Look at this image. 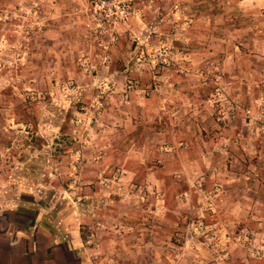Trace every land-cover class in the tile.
I'll return each mask as SVG.
<instances>
[{
	"label": "crops",
	"instance_id": "0c3cea01",
	"mask_svg": "<svg viewBox=\"0 0 264 264\" xmlns=\"http://www.w3.org/2000/svg\"><path fill=\"white\" fill-rule=\"evenodd\" d=\"M75 1L0 0L2 43L6 38L8 42L15 41L11 33L14 18L19 17L22 9L31 11L35 44L33 59L37 62L35 74H69L72 67L66 64L72 60L71 55L77 45L76 25L80 21V17L72 13ZM167 7L170 12L174 5ZM179 9L178 23L170 17L161 23L137 18L131 26L140 44L164 29H176L178 34L168 37V41H174L185 49L179 58L183 59V65L193 68L195 76L175 81L161 78L157 86L159 95L147 98L139 94L129 106H125L123 113L115 111V119L125 127L115 138V147L119 151L115 157L123 175L117 185L104 184L107 187L118 186L122 190L116 191L120 199L114 204V216L121 221H130L136 215L134 212L139 209L140 200L130 193L132 182H155L159 189L166 191V195L153 201V205L159 209L152 212L164 225L162 223V226L152 228L150 236L153 239H149L150 244L141 251L146 253V264H181L182 260L175 262L170 259L172 249L168 238L172 227L180 231L185 229L187 237L191 240L194 238L190 221L187 223L190 217L185 213L190 201L180 199L181 190L186 188V191H193L198 185L197 177L206 167H213L218 172L215 168L218 158L225 162L234 156L241 168L235 169L227 180L224 178L227 187V194L222 198L225 211L215 210L211 218L215 220L213 223L218 222L221 226L217 229L220 237L214 243L216 250H211L215 255L208 262L200 256L201 259L196 258L191 264H264V87L257 81L258 66H263V62L259 61V55L250 54L251 51L256 54L264 51V23L250 27V23L244 19L250 18V14L246 13L251 11L250 0L225 6H221L218 0H194L193 3L185 0ZM188 16L192 18L191 24L186 23ZM123 49L116 53L111 64L99 71L98 75L106 82L115 81L117 76L140 73L132 63L137 59V48ZM126 57L130 65L125 63L126 68L114 70L115 61ZM219 58L224 62L220 83H202L196 76V69L205 62L214 64ZM59 60L66 64L58 66ZM213 91L220 92L219 98L213 97ZM219 101L222 106L220 110L216 108ZM160 125L163 132L158 133ZM165 143L169 145V151L162 153L161 146ZM249 152L257 153L256 167L249 165ZM157 159L164 161L163 167L168 170L170 167L181 170L184 181L181 184L171 183L165 169L154 170V167H159L155 164ZM251 169L256 172V177ZM15 177H4L0 182V264H96L90 254L99 250L88 247L84 241L76 219L80 210H73L72 205L62 197V202L72 212H45L48 207L45 196H36L32 191L37 183L29 178ZM237 177H241L242 181H238ZM109 194L112 193L104 189L93 198L103 196L106 198L104 202H108ZM176 194L179 195L176 197ZM252 211L257 214H252ZM189 212H195L194 216L200 220L198 223L205 220L203 217L206 215L201 210ZM80 214L84 212L81 210ZM235 219L245 225L241 231H247L250 237H261L253 248L242 244L243 250L238 255L240 260L223 253L229 234L225 225L230 226ZM207 220L209 217H206ZM219 225L215 224V227ZM119 228L122 229V225ZM138 230L135 228V231ZM120 231L124 230L117 232ZM194 233L198 234L197 229ZM131 234L126 238L116 234L109 236L115 240L110 244V249L124 264L143 258L142 255L132 258L137 248L133 241L128 240L136 235ZM156 235H160L163 242L157 252L165 253L160 260L155 259L157 254L149 249L156 243ZM207 248L205 250L209 251ZM252 251H257L259 256H253Z\"/></svg>",
	"mask_w": 264,
	"mask_h": 264
},
{
	"label": "rangeland",
	"instance_id": "374dc122",
	"mask_svg": "<svg viewBox=\"0 0 264 264\" xmlns=\"http://www.w3.org/2000/svg\"><path fill=\"white\" fill-rule=\"evenodd\" d=\"M78 1L74 2L72 11L75 17H80L76 25L77 45L71 55L72 60L67 61V64L62 60L56 61L60 67L63 64L72 67L69 74L55 76L35 74L37 62L33 59L35 44L33 22L30 20L33 12L24 9L18 18H14L11 32L15 38L14 42L12 40L8 42L6 38L2 43L0 36V182L4 177L16 175L32 179L37 183L32 191L36 196H45V203L48 206L45 212L54 211L61 214L72 212L67 204L62 202V197L72 205L73 210L78 212L82 210L85 215L78 213L77 224L87 246L99 250L90 254L96 264H124L110 249V244L115 240L109 236L116 234L126 238L132 235L131 233L136 235L128 240L133 241L137 248L132 258L143 256L131 264H146V253L141 249H146L145 246L150 244L148 240L153 239V236H150L152 228L156 229L163 223L152 212L157 208L153 201L165 197L166 191L159 189L155 182H132L130 193L139 198V209L134 212L136 215L133 219L121 221L114 216L116 209L114 204L120 199V195L117 194L119 192L116 191L122 190L118 186L107 187L104 184L117 185L123 175L121 165L115 157L119 152L115 147V138L120 135V129L125 127L115 119V111L123 113L125 106H129L132 99L139 94L147 98L159 95L157 86L161 78L175 81L195 76L193 68L190 65H183V59L179 58L185 49L176 45L174 41H168V37L178 34L176 29L172 28L169 31L164 29L142 44L138 42L135 32L131 29L137 18L144 21L153 19L161 23L170 17L172 21L177 20L178 23L180 19L178 16L181 14L179 5L185 0H135L136 15L121 25L117 42L108 49L96 43L94 35L88 31L85 10L89 0ZM238 1L240 0H218L221 6L236 5ZM193 2L194 0H190V3ZM250 3L251 11L246 12L250 14V18L244 19H247L250 27L264 23V0H250ZM168 5H174L170 12L167 9ZM1 16L2 13L0 35ZM191 19L188 16L186 23L191 24ZM75 20L77 21L76 18ZM48 29L44 30V37ZM166 32L168 33L163 35ZM121 44L124 49L120 48ZM262 47L264 50V44ZM135 48L138 54L132 63L139 74L117 76L113 82H106L98 75L103 66L111 64L120 49L126 51ZM250 54L259 55V61L263 62V66H258L257 81L264 87V51L259 54L251 51ZM125 63L130 65L127 57L117 59L114 70L126 68ZM223 70L224 62L219 58L214 64L203 63L196 69V76L202 83L215 81L219 84ZM217 89L221 90L219 86ZM212 95L219 98L220 92L213 91ZM163 103L166 105L164 101ZM217 103L216 108L220 110L221 102ZM161 129L160 125L158 133L163 132ZM168 146L166 143L163 144L161 152H168ZM247 157L249 165L256 167L257 153L249 152ZM236 160L234 156L225 162L218 158L217 164L215 163L218 172L214 171L213 167H206V170L197 177L198 185L193 191H186V188L181 190L180 199L190 201L185 213L190 217L187 223L190 221V231L194 238L189 239L185 229L180 231L175 227L171 228L168 238L172 249L169 256L172 261L182 260L181 264H191L194 259H201L200 256L205 262L213 259L215 255L213 251L216 249L211 251L207 247H210L208 246L210 242L215 243L220 237L219 234L215 236L212 233L215 228L217 233L221 226L217 221L213 223L215 220L211 218L215 210L225 211V202L222 198L227 194L225 193L227 187L224 181L235 169L241 168ZM155 162L159 167H154V170L165 169L171 183L181 184L184 181V174L177 167H170L168 170L167 167H163L164 161L157 159ZM251 171L256 177V172L254 173L252 169ZM237 180L242 181V178L237 177ZM104 189L112 193L107 198L108 202H104L106 198L103 196L99 199L93 198ZM178 195L176 194V197ZM200 210L206 215L203 217L205 220L209 217L207 222L204 220L198 223L200 220L194 216L195 212H189ZM254 213L257 214L252 211V214ZM221 223L224 224L225 221ZM215 224L219 227H215ZM121 225L122 229L119 228ZM201 225L205 227L206 232L200 231ZM243 226L245 225L238 219L232 221L230 226L225 225L229 234L223 253L229 258L240 260L242 244H249L241 233ZM135 228L140 230L135 231ZM196 229L198 234L194 233ZM119 230L124 231L119 233L117 232ZM250 238L253 239L254 245L259 242L258 238L261 240L258 235H252ZM154 242H156L154 246L149 249L157 254L155 259L160 260L165 254L157 252V248L163 245L160 235H156Z\"/></svg>",
	"mask_w": 264,
	"mask_h": 264
},
{
	"label": "built area",
	"instance_id": "2783aa9c",
	"mask_svg": "<svg viewBox=\"0 0 264 264\" xmlns=\"http://www.w3.org/2000/svg\"><path fill=\"white\" fill-rule=\"evenodd\" d=\"M23 11L24 9H22ZM85 13L89 33L94 35L96 43H99L104 49H108L117 42L121 25L136 15L137 4L135 0H89ZM30 20L34 22L33 15ZM109 38L110 40H108ZM199 229L203 233L206 232L203 225ZM241 233L246 237V241L249 243L248 247L253 248V239L250 238V234L245 230H242ZM212 234L216 236V228ZM209 246L211 250L216 249L212 242L209 243ZM252 255L259 256L257 251H252Z\"/></svg>",
	"mask_w": 264,
	"mask_h": 264
}]
</instances>
